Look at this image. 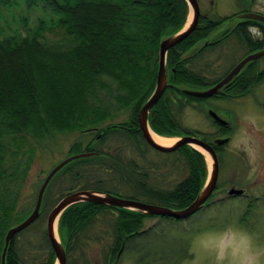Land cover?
<instances>
[{"label": "trees", "instance_id": "trees-1", "mask_svg": "<svg viewBox=\"0 0 264 264\" xmlns=\"http://www.w3.org/2000/svg\"><path fill=\"white\" fill-rule=\"evenodd\" d=\"M18 12V17H15L14 13ZM186 12L184 0H0V256L6 230L30 213L18 216L17 210L21 186L31 165L25 146L32 140L43 141L54 132L80 128H94L93 134L104 131L96 138L94 147L88 144L84 150L79 146L72 150V155L87 152L98 155L73 161L57 174L67 176L70 183L59 194L57 202L65 194L77 190L107 192L173 209H183L194 200L206 180L207 167L203 155L192 147L182 146L170 153L184 161L187 175L168 191L144 188L140 178H146L147 172L140 165L132 162L123 164L117 153L97 148L115 133L116 128L144 150L149 149L141 137L138 112L154 87L156 72L146 83L141 70L152 66L157 70L159 41L182 28ZM32 14L36 16L33 22ZM230 18L214 19L201 15L194 32L168 51L166 61L171 85L168 84L148 119L149 127L157 135L181 137L187 134L209 142L232 133L230 127L222 129L214 125L217 130L210 138L186 127L180 121V104L175 108L168 98V94L174 91L181 93L178 90L181 87H210L228 73L211 80L199 72L186 70L185 62L201 52L220 45L235 34L247 48V54L264 47L263 39H252L246 31L249 25L261 29L264 26L256 21H246L233 30L223 31L202 50H194V54L184 57L188 50ZM168 28L173 31L168 33ZM258 63L259 60L249 63L226 90L216 96L226 98L246 93L264 78V69L260 71ZM142 82L146 83L145 90ZM184 97L203 103L208 100ZM112 106L117 110L109 114ZM128 108L130 116L124 124L96 130L103 122ZM226 145L213 147L222 151ZM108 172L127 180L132 193L119 196L102 188L105 180L97 179L96 175ZM52 183L53 180L43 199L42 214L10 242L5 264H29L18 248L17 238L42 218ZM214 194L204 207L209 205L208 201ZM251 209L252 205L248 204L240 219L242 223L251 215ZM106 211L114 212L116 220L111 227L113 243L102 253L100 264H117L120 259L117 253L127 252L132 240L143 234L146 220L171 218L145 216L92 203L72 206L61 215L58 223L67 264H92L87 250L89 241L97 242L103 238V233L96 230L95 225L98 215ZM44 242L47 252L36 264H54V254L46 234ZM142 253L148 262L154 258L150 255L156 256L157 252L142 249Z\"/></svg>", "mask_w": 264, "mask_h": 264}, {"label": "rangeland", "instance_id": "rangeland-1", "mask_svg": "<svg viewBox=\"0 0 264 264\" xmlns=\"http://www.w3.org/2000/svg\"><path fill=\"white\" fill-rule=\"evenodd\" d=\"M197 1L199 4L200 15L212 17L214 19L230 16H233L234 19L240 14L251 11L253 13L259 12L264 15V0H251L252 2H249L248 0ZM14 15L15 17H18L19 12L16 14L14 13ZM32 15L33 22L36 16L34 14ZM8 20L10 19L8 18ZM187 20L188 9L183 23ZM233 24L234 21L230 24V27H232ZM219 29L220 28L210 32L208 36L210 38L209 40L215 38L216 35L223 31ZM172 31L173 29L171 28L167 29L168 33ZM234 36L224 40L220 45H217L212 49H207L201 52L188 62H185L184 68L186 67L185 69L189 71L199 72L202 76L205 75L211 80H216L222 77L241 59L248 55L247 48L244 47L243 42L240 41L238 37L239 35L235 34ZM256 39L264 40V37ZM190 52L191 51L188 50L184 57L194 54L193 51ZM258 64L260 71L263 70L264 57L259 59ZM154 68L155 67L153 66L151 69L142 68L141 71L143 72L141 74L144 79H146V83H148L151 77L153 78L155 72L156 81L157 70L155 71ZM167 70L169 78L170 70L168 66ZM146 83L142 82L143 87ZM145 88L146 87H144V90ZM153 88L149 93L152 92ZM102 98H104L103 94ZM208 106L222 112L221 116L229 123L230 129H232L231 134H223L219 136L222 138L229 137V141L222 151H216L212 145L218 158L219 173L216 186L212 192V194H215L213 198L208 201L209 205L180 221H176L172 218H154L146 220L144 222L143 234L132 240L127 252L122 254L121 251H119L117 253V258H120L117 264H182V261L190 253V246L193 238L198 233L213 229H222L227 225H237L247 230L254 236L258 244L264 245V78L261 79L260 82L255 83L253 87L244 94H235L219 99L218 101L204 102L199 106L183 107L184 111L181 117L183 125L213 138L216 127L212 124L214 123L216 126L221 125L213 122L206 114L207 109H205V107ZM116 110L117 108L112 106L108 110V113H114ZM126 110L127 111L124 110V112H120L113 119L110 118L103 122L96 128V130L104 129V127L111 125L124 124L130 116L129 108ZM103 112H105V108L103 109ZM245 117H255L257 120L256 127L247 125ZM245 126L248 127L249 134L255 139L261 157L257 172L252 179L248 178L250 167L244 154L230 152L227 148L239 129ZM221 127L228 128V126ZM93 129L94 128H89V130L88 128H80L73 131L54 132L43 141L32 140L30 144L28 143L25 146L24 150L27 153V156H30L31 158V165L19 193L17 202L18 216L33 209L38 190L45 177L54 166L68 157H71L72 150L76 146H79L82 150H84L88 144L92 147L95 146L96 138L101 136L104 131L101 130L98 133L93 134ZM172 138L177 137H169L168 139ZM97 148L104 150V152L117 153L121 156L123 164L132 162L140 165V167L147 172L146 178H140V184L147 189L172 190L174 186L178 184V182H181V180L187 175L186 165L178 155L170 153L162 155L157 154L150 149L144 150L136 141L128 139L116 128L115 133L108 136L104 143L97 146ZM210 165L211 163L207 159L206 167L208 170L210 169ZM119 176L122 177L121 175L108 172L96 175V178H103L105 180L102 184V188L109 189L119 196L130 195L132 192L128 181L121 179ZM66 177L60 176L59 174L53 179V183L47 192V202L45 204L46 210H44L42 218L17 238L18 248L29 264L38 263L41 260V257H44L47 252L44 242L47 214L49 209L56 204L59 194L64 192L65 188L70 184ZM231 189H238L243 192L241 195L231 196L228 193ZM143 198H145L146 201L149 200L147 197ZM194 200L188 206H190ZM145 203L153 204L148 201ZM248 204L252 205L251 215L246 217L247 219H244L242 223V220L240 219L243 217ZM115 217V213L111 211L102 212L98 215L95 227L96 230L103 233V238L97 240V242L89 241V247L87 250L92 264H100L102 261V253L108 250V247L113 243L110 235L112 234L111 227L116 220ZM59 238L61 239L60 235ZM62 238L64 239V235ZM142 249L146 252H157L156 256L154 254L150 255V257L154 258H150L151 261L147 262L144 254H141ZM158 253L166 254L168 259L166 258V255ZM163 256L164 259H162ZM165 261L167 262L165 263ZM205 264H208V262L205 261Z\"/></svg>", "mask_w": 264, "mask_h": 264}, {"label": "water", "instance_id": "water-1", "mask_svg": "<svg viewBox=\"0 0 264 264\" xmlns=\"http://www.w3.org/2000/svg\"><path fill=\"white\" fill-rule=\"evenodd\" d=\"M249 1V0H248ZM188 9V20L184 23L182 28L177 32L164 36L160 39L158 44V64H157V74L154 88L145 102L142 104L139 112H138V126L143 136V139L147 142V144L153 148L154 150L162 153H171L177 150L182 146H190L193 149L200 152L204 159L211 163L210 169H207L208 176L206 178L205 183L200 189L199 194L197 195L194 202L185 209H171L165 206H159L155 204H148L141 201L124 199L118 196H115L111 193L101 192L96 190H77L72 191L65 194L48 212L46 218V228L45 234L47 241L52 249L54 254V264H67L66 251L63 242L59 238L58 234V223L61 215L70 207L84 204V203H92L96 205H102L109 208H118L122 210H128L135 213H139L145 216L151 217H171L175 219H183L190 215H193L197 211H199L206 203L217 183L218 173H219V163L217 155L212 147L220 146L228 143L229 137H216L211 139L209 142L203 141L199 137L184 135L177 138H172L174 141L169 145H161L158 143L152 134L154 133L148 124L149 114L156 103L161 98L165 89L168 87V70H167V53L170 49L181 43L185 40L197 27L199 18H200V9L197 0H184ZM234 21L232 27L230 24ZM246 21H256L264 26V16L252 12H247L236 16V18L229 19L226 21L219 30H233L238 24L246 22ZM221 31L220 33H222ZM219 33V34H220ZM218 34V35H219ZM217 35L215 36V38ZM211 39L207 37L204 40L198 42L190 51H200L206 45H209L215 39ZM190 52V53H191ZM264 57V47L260 50L252 52L248 54L246 57L241 59L222 79H220L214 85L203 88V89H191L187 87L178 88L181 93L201 98V99H209L215 95L222 93L226 88L236 79V77L241 73V71L246 67L249 63L259 60ZM206 114L210 117V119L221 125V126H229V123L221 116L222 112L218 109H212L211 107H205ZM160 136V135H157ZM100 137V136H99ZM98 137V138H99ZM163 138H169L165 136H160ZM98 155L97 153L87 152V153H79L68 157L67 159L61 161L56 166L52 168V170L47 174L43 183L41 184L38 194L36 197L35 204L30 213L20 222L11 225L4 236L3 247L0 256V264H5L6 262V253L9 247L10 242L14 239V237L30 227L34 222L42 214V205L45 193L50 185L51 181L54 177L63 170L68 164L73 161L88 158L92 156ZM242 190L231 189L229 190V194L233 195H241Z\"/></svg>", "mask_w": 264, "mask_h": 264}, {"label": "clouds", "instance_id": "clouds-1", "mask_svg": "<svg viewBox=\"0 0 264 264\" xmlns=\"http://www.w3.org/2000/svg\"><path fill=\"white\" fill-rule=\"evenodd\" d=\"M250 38L264 37V29L249 25L246 29ZM259 34V35H258ZM247 125L256 127L255 117H245ZM230 152L244 154L250 167L249 179L254 177L260 161L258 145L242 127L227 146ZM264 264V245L257 243L254 236L237 225H227L198 233L192 240L189 255L182 264Z\"/></svg>", "mask_w": 264, "mask_h": 264}, {"label": "flooded vegetation", "instance_id": "flooded-vegetation-1", "mask_svg": "<svg viewBox=\"0 0 264 264\" xmlns=\"http://www.w3.org/2000/svg\"><path fill=\"white\" fill-rule=\"evenodd\" d=\"M251 0H249V2H250ZM252 1H254V0H252ZM251 1V2H252ZM251 11V10H250ZM252 12V11H251ZM258 14H261V13H259L258 12ZM230 17H233V16H230ZM227 18V17H226ZM249 27V26H248ZM224 77V76H223ZM222 77V78H223ZM221 78V79H222ZM168 84H169V86L171 85L170 84V82H168ZM169 89H172V87H169ZM163 95H164V93H163ZM182 95H184V94H180L179 92L177 93V92H173V94H169V96H168V98H169V101L173 104V106L175 107V108H177V106H179V104H180V107L179 108H182V113H183V111H184V109H183V107H189V106H199V105H201L203 102L202 101H196V100H192V99H188V98H185L184 96H186L187 94H185L184 96H182ZM190 95H187V97H189ZM190 97H193V96H190ZM194 98H196V97H194ZM219 99H223V98H221L220 96H213V97H211V98H209L206 102H210V101H218ZM182 113H181V117H182ZM180 117V118H181ZM181 122H182V118H181V120H180ZM183 123V122H182ZM213 126L215 125V124H212ZM216 126V125H215ZM217 127H219V128H224V129H227V128H225V127H221V126H217ZM216 130H217V128H216ZM187 135V134H186ZM141 137H142V139H143V136L141 135ZM143 141H144V143L146 144V146L150 149V150H153V151H155L157 154H167V153H162V152H158V151H156V150H154L153 148H151L148 144H147V142L143 139ZM224 145V144H223ZM215 149V148H214ZM176 151V150H175ZM172 153V152H171Z\"/></svg>", "mask_w": 264, "mask_h": 264}, {"label": "bare ground", "instance_id": "bare-ground-1", "mask_svg": "<svg viewBox=\"0 0 264 264\" xmlns=\"http://www.w3.org/2000/svg\"><path fill=\"white\" fill-rule=\"evenodd\" d=\"M154 139L160 143L161 145H169L170 143H172L174 140L173 139H167V138H163L160 136H157L155 134H152Z\"/></svg>", "mask_w": 264, "mask_h": 264}]
</instances>
